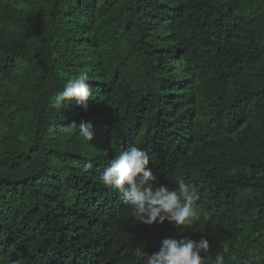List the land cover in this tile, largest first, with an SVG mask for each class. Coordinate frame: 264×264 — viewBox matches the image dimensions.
I'll list each match as a JSON object with an SVG mask.
<instances>
[{"label": "trees", "instance_id": "obj_1", "mask_svg": "<svg viewBox=\"0 0 264 264\" xmlns=\"http://www.w3.org/2000/svg\"><path fill=\"white\" fill-rule=\"evenodd\" d=\"M82 72L87 108L52 109ZM131 146L199 191L192 226L100 182ZM167 236L264 264V0H0V264H144Z\"/></svg>", "mask_w": 264, "mask_h": 264}, {"label": "clouds", "instance_id": "obj_2", "mask_svg": "<svg viewBox=\"0 0 264 264\" xmlns=\"http://www.w3.org/2000/svg\"><path fill=\"white\" fill-rule=\"evenodd\" d=\"M88 81L86 72L68 79L62 91L49 97V106L61 109L66 101H74L86 109L91 96ZM79 137L91 142V125L81 123ZM149 161L146 151L131 146L108 161L99 180L118 191L120 200L130 206L131 216L138 223L153 225L167 220L176 228L192 226L199 219V191L182 178H176L175 188L154 186L157 178L148 167ZM209 247L208 239L203 236L199 240L167 236L161 240L158 251L148 254L144 247H136L133 255L144 264H209ZM211 264H224V255L217 253Z\"/></svg>", "mask_w": 264, "mask_h": 264}]
</instances>
